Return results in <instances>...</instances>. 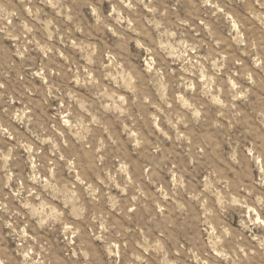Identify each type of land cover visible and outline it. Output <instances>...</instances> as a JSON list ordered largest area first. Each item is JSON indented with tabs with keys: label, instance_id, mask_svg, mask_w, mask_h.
<instances>
[{
	"label": "rangeland",
	"instance_id": "rangeland-1",
	"mask_svg": "<svg viewBox=\"0 0 264 264\" xmlns=\"http://www.w3.org/2000/svg\"><path fill=\"white\" fill-rule=\"evenodd\" d=\"M0 264H264V0H0Z\"/></svg>",
	"mask_w": 264,
	"mask_h": 264
}]
</instances>
